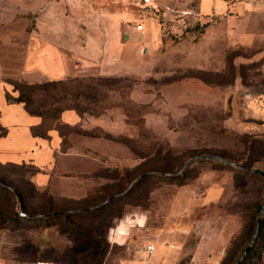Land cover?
Here are the masks:
<instances>
[{
    "label": "rangeland",
    "instance_id": "1",
    "mask_svg": "<svg viewBox=\"0 0 264 264\" xmlns=\"http://www.w3.org/2000/svg\"><path fill=\"white\" fill-rule=\"evenodd\" d=\"M151 1L159 12L142 0H96L97 12L68 19L77 35L65 40L85 45L88 33L85 53L101 62L92 88L75 89L96 98L79 99L90 113L83 125H61L68 155L0 166L25 194L19 205L0 193V264H237L254 237L264 204V0ZM7 16L1 78L16 80L36 20ZM45 98L53 103L36 97ZM143 244L156 248L149 260L137 253Z\"/></svg>",
    "mask_w": 264,
    "mask_h": 264
},
{
    "label": "crops",
    "instance_id": "2",
    "mask_svg": "<svg viewBox=\"0 0 264 264\" xmlns=\"http://www.w3.org/2000/svg\"><path fill=\"white\" fill-rule=\"evenodd\" d=\"M95 2L96 0H0V14L10 13L7 19L29 21L32 17L36 20V27L27 32L30 43L22 64V76L28 83L102 73L100 60L85 53L90 44L88 33L85 45L75 43L74 38L65 40V35H77L68 28V19L97 12ZM4 4L8 5L7 8L1 6ZM98 12L109 16L108 13ZM92 41L95 42L96 39ZM100 50L104 52L102 47ZM1 74L0 62V127L6 130L4 136L0 135V163H54L57 154L66 153L62 150L64 138L56 130L50 131L48 138L33 137L32 129L41 124V118L29 115L23 104L7 102V93L14 96L17 93L3 81ZM61 121L63 125L77 128L83 125L85 119L74 110H66L61 114Z\"/></svg>",
    "mask_w": 264,
    "mask_h": 264
},
{
    "label": "trees",
    "instance_id": "3",
    "mask_svg": "<svg viewBox=\"0 0 264 264\" xmlns=\"http://www.w3.org/2000/svg\"><path fill=\"white\" fill-rule=\"evenodd\" d=\"M97 78L92 76L86 77H69L64 80L58 81H39L36 83H28L24 78H18L16 80H3L5 83L9 84L16 96L12 97L7 93L6 100L8 103H20L23 104L25 111L31 115L41 118L42 122L38 126L32 129L33 137L48 138V133L52 130H56L61 137L65 138V133L63 127H61V114L66 110L76 111L82 119L88 118L85 114L89 113V107L80 105L79 99L83 98L85 100L95 99L96 95H91L89 92H82L78 87L75 89V85L78 83L79 88L83 87L85 90L92 88L90 83ZM42 94L45 97L51 99L53 103L48 104L46 98L42 101L36 99ZM46 106L51 107L50 109H45ZM90 114V113H89ZM64 126V125H63ZM1 131V130H0ZM6 132L1 131L4 136ZM0 166L4 168L19 166L17 164H1ZM3 171V170H2ZM5 171V169H4ZM0 193H8L16 198L19 205L24 202L25 194L21 192L18 188L10 184V177L7 172H4L3 176L0 177ZM24 204V203H23ZM260 209H262L260 207ZM10 219L8 220V222ZM257 223V221H256ZM254 225V233L256 231V224ZM263 239V240H262ZM252 240V239H251ZM250 240V242H251ZM260 241L261 243H259ZM250 242L242 251V254L248 248ZM264 252V216L262 217L259 231L254 241L253 247L250 249L246 257L242 260L240 264L245 262H250V264H259L262 260ZM242 255H240L241 257ZM240 259V258H239ZM238 261V260H237ZM236 261V262H237Z\"/></svg>",
    "mask_w": 264,
    "mask_h": 264
},
{
    "label": "built area",
    "instance_id": "4",
    "mask_svg": "<svg viewBox=\"0 0 264 264\" xmlns=\"http://www.w3.org/2000/svg\"><path fill=\"white\" fill-rule=\"evenodd\" d=\"M141 6L144 8H150L152 12H159L160 10L159 5L151 0H142ZM135 28L137 31H143V25L141 24L137 25ZM155 252H156V248L152 244H143L137 248L138 255L145 260H149L155 254ZM34 264H69V263L50 261V260H39Z\"/></svg>",
    "mask_w": 264,
    "mask_h": 264
},
{
    "label": "water",
    "instance_id": "5",
    "mask_svg": "<svg viewBox=\"0 0 264 264\" xmlns=\"http://www.w3.org/2000/svg\"><path fill=\"white\" fill-rule=\"evenodd\" d=\"M202 158H208V159H214V160H218V161H222V162H225V163H229L228 161H226L225 159H223L222 157H219V156H214V155H206V156H203ZM196 160L195 159H192L191 161H189L186 165H185V168L187 166H189L192 162H194ZM262 176H264V172H261L260 173ZM264 214V204L262 206V209H261V212L259 214V218H258V222H257V227H256V233L254 235V237L252 238L251 240V243L249 244L248 248L246 249V251L244 252V254L242 255L241 259L237 262V264H239L241 262L242 259H244L246 257V255L248 254V252L250 251V249L253 247V244H254V241L257 237V233L259 231V227H260V223H261V220H262V216Z\"/></svg>",
    "mask_w": 264,
    "mask_h": 264
},
{
    "label": "bare ground",
    "instance_id": "6",
    "mask_svg": "<svg viewBox=\"0 0 264 264\" xmlns=\"http://www.w3.org/2000/svg\"><path fill=\"white\" fill-rule=\"evenodd\" d=\"M122 232H123V230H122ZM118 236L119 237H122L123 236V233L119 232Z\"/></svg>",
    "mask_w": 264,
    "mask_h": 264
}]
</instances>
